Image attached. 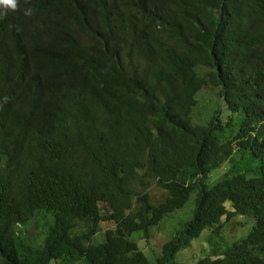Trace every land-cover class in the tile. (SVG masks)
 Listing matches in <instances>:
<instances>
[{"label": "trees", "instance_id": "1", "mask_svg": "<svg viewBox=\"0 0 264 264\" xmlns=\"http://www.w3.org/2000/svg\"><path fill=\"white\" fill-rule=\"evenodd\" d=\"M33 11L0 17V264H264V5L36 0ZM204 88L217 99L198 123ZM152 181L167 193L157 204ZM191 196L187 225L149 258L133 234ZM240 217L251 232L223 242L216 232ZM196 241L203 251L182 263Z\"/></svg>", "mask_w": 264, "mask_h": 264}, {"label": "rangeland", "instance_id": "2", "mask_svg": "<svg viewBox=\"0 0 264 264\" xmlns=\"http://www.w3.org/2000/svg\"><path fill=\"white\" fill-rule=\"evenodd\" d=\"M204 90H205L204 93L201 92L199 94L198 105L199 104L200 105L193 109V118L198 123L204 122L202 116H207V114H205L204 110L205 109H211L214 105V101L217 99L215 92L210 91L208 88H204ZM213 111H214V109H212L210 111L211 116L213 114ZM216 175H218V176L220 175V177H222L224 175L223 170H221L220 173L216 174ZM218 176H217V178H218ZM161 190L162 189L157 186L155 181H152L149 184L148 195H149V199H150L151 204H156L164 198L165 193L163 190L162 191ZM160 193H162V194H160ZM159 196L160 197L162 196V197L160 198ZM159 199H160V201H159ZM154 200H155V202H154ZM194 205H195V197L191 196L190 200L187 202L185 207L179 213H173V214L166 216L163 219V221H161V223L159 225L150 228L148 230V232H146V233L145 232L144 233L137 232V233L133 234L132 238L133 239L136 238V240L139 243H141L140 244L141 247L144 245L143 246V247H145L144 253L148 252L150 254L149 257L157 255V253L159 255L160 254L159 252L162 248V245L166 241L171 239L172 236L175 234V232L181 227V225L184 224L189 219L188 217H190L192 215L191 209L194 207ZM240 218H241V220H236V219L231 220L229 223L226 224L225 227H223L222 229H220L219 231L216 232V234L222 238L223 242L231 244L237 238H240V237L246 235L250 231V229H247V231H245L247 226H245L244 228H242L240 226V222H244V224H245V221H246L245 217H240ZM100 226L104 227L105 223L101 222ZM182 226H184V225H182ZM101 229H103V228H101ZM33 232H35V231H33ZM151 233H152V235H151ZM101 239H102V237H101V235H99L97 240H101ZM152 239L154 242L152 241ZM204 246L205 245L202 242H199V241L194 242L192 247H191V250H193V252L187 251L186 254L180 255L179 259L182 262L188 261L190 259V254L191 255L193 254V256H194L196 253L202 252ZM193 247H194V249H193Z\"/></svg>", "mask_w": 264, "mask_h": 264}, {"label": "bare ground", "instance_id": "3", "mask_svg": "<svg viewBox=\"0 0 264 264\" xmlns=\"http://www.w3.org/2000/svg\"><path fill=\"white\" fill-rule=\"evenodd\" d=\"M18 1H19V2H18L19 7H18V10H17V11L20 12V14H21V18L24 17V16H27V15H25V12H26V10H28V9H31V10H32V14L36 15L37 18H39L38 15H37L36 13H34V11H33V7H30V6H29V2H30V0H18ZM234 2H238V1H234ZM239 2H240V1H239ZM241 2H242V1H241ZM243 3H244V2H243ZM230 4H231V3H230ZM235 4H236V3H235ZM231 5H232V4H231ZM246 5H247V3H246ZM234 6H235V5H234ZM244 6H245V5H244ZM244 6H243V7H244ZM225 7H226V6H225ZM230 7H231V6H230ZM236 7H237V6H236ZM249 7H251V6H249ZM249 7H246V9L248 8V10H250ZM231 8H232V7H231ZM232 9H233V8H232ZM236 9H237V8H235V10H236ZM226 10H227V9H226ZM228 10H230L229 7H228ZM235 10H234V11H235ZM238 10H239V9H238ZM17 11H14V12H17ZM241 11H242V10H241ZM243 11H244V10H243ZM10 12H13V11H9V13H10ZM14 12H13V13H14ZM221 12H222V10H221ZM229 12H230V11H229ZM245 12H246V11H245ZM245 12H244V14H245ZM249 12H250V11H249ZM249 12H248V15H249ZM239 13H240V11H239ZM242 13H243V12H242ZM242 13H241V14H242ZM228 14H229V13H228ZM230 14H231V13H230ZM232 14H233V13H232ZM241 14H240V15H241ZM218 15H219V14H218ZM226 15H227V13H226ZM220 16H221V14H220ZM232 16H233V15H232ZM235 16H236V15H235ZM235 16H234V17H235ZM204 17H205V16H204ZM234 17H233V18H234ZM238 17H239V16H238ZM228 18H229V17H228ZM233 18H232V19H233ZM201 19H202V18H201ZM219 19H220V18H219ZM235 19H236V18H235ZM239 19H240V18H239ZM188 20H189V19H188ZM227 21H228V20H227ZM230 22H231V21H230ZM239 22H240V21H239ZM231 23H232V22H231ZM220 27H221V26H220ZM225 27H226V26H225ZM227 27H228V26H227ZM241 28H242V27H241ZM222 29H223V28H222ZM224 29H225V28H224ZM224 31H225V30H224ZM28 32H29V24H27V29H26V31L24 32V40H27V34H28ZM216 32H217V31H216ZM220 32H221V31H220ZM235 33H236V32H235ZM230 34H231V33H230ZM228 36H229V35H228ZM230 36H231V35H230ZM22 56H23V54H22ZM29 65H30V63H29ZM30 66H31V65H30ZM31 67H32V66H31ZM31 67H30V68H31ZM184 88H185V87H184ZM177 90H178V89H177ZM177 93H178V92H177ZM183 95H185V93H184ZM174 96H175V95H174ZM181 96H182V95H181ZM187 96H188V95H187ZM175 99H176V98H175ZM178 99H179V96H178ZM182 100H183V99H182ZM184 100H186V99H184ZM184 100H183L182 102H184ZM175 101L178 103L177 100H175ZM179 101H180V100H179ZM182 102H179V103L181 104ZM175 104H176V103H175ZM185 105H186V104H185ZM177 106L179 107L180 105H177ZM182 106H183V105H182ZM180 108H181V107H180ZM183 108H185V107H183ZM187 108H188V107H187ZM195 108H196V107H195ZM178 110H179V109H178ZM180 110H181V109H180ZM182 110H183V109H182ZM179 112H180L181 114L183 113V112H181V111H179ZM192 116H193V111H192ZM177 119H178V118H176V120H177ZM182 124H183V122H182ZM182 124H181V125H182ZM182 126H183V125H182ZM182 126H181V127H182ZM179 128H180V127H179ZM138 129H139V127H138ZM180 129H181V128H180ZM152 130H153V129H152ZM135 131H136V130H135ZM155 131H156V130H155ZM163 131H164V130H162V132H163ZM138 132H141V131H137V134H140V133H138ZM99 134H100V133H99ZM155 134H156V133H155ZM163 134H164V133H162V135H163ZM97 135H98V134H96V136H97ZM132 135H133V134H132ZM162 135H161V136H162ZM165 135H166V134H165ZM163 136H164V135H163ZM169 136H170V135H169ZM93 137H94V136H93ZM93 137H92V139H93ZM134 137H137V136H134ZM134 137L132 136V138H134ZM153 137H154V136H153ZM156 137H157V136H156ZM99 138H100V137H99ZM102 138H104V137H102ZM102 138H101V139H102ZM105 138H106V137H105ZM161 138H162V137H161ZM164 138H165V137H164ZM97 139H98V138H97ZM101 139H100V140H101ZM134 139H135V138H134ZM136 139H137V138H136ZM144 139H145V138H144ZM144 139H143V140H144ZM93 140H94V142H95L96 138H94ZM103 140H104V139H103ZM103 140H102V142H104ZM89 141H90V140H89ZM98 141H99V140H98ZM137 141H139V139H137ZM145 141H146V140H145ZM82 142H85V141H82ZM140 142H141V141H140ZM85 143H86V142H85ZM92 143H93V142H92ZM96 143H97V142H96ZM127 143H128V142H127ZM137 143H138V142H137ZM78 144H79V143H78ZM82 144L84 145V143H81L80 145L82 146ZM86 144H87V143H86ZM103 144H104V143H103ZM108 144H110V143H108ZM97 145H98V144H97ZM110 145H111V144H110ZM87 146H88V144H87ZM87 146H85V147H87ZM89 146L91 147V145H89ZM103 146H104V145H103ZM107 146H108V145H107ZM137 146H138V145H137ZM90 147H88V148H90ZM92 147H93V146H92ZM105 147H106V145H105ZM118 147H119V146H118ZM146 147H147V146H146ZM88 148H87V149H88ZM107 148H108V147H107ZM109 148H110V147H109ZM109 148H108V150H109ZM132 148H133V147H132ZM139 148H140V147H139ZM87 149H86V152H87ZM126 149H127V148H126ZM126 149H125V150H126ZM133 149H135V148H133ZM143 149H144V148H143ZM88 150L90 151V149H88ZM130 150H131V149H130ZM138 150H140V149H138ZM83 151H84V150H83ZM92 151H93V149H92ZM100 151H101V150H100ZM105 151H107V150H105ZM123 151H124V150H123ZM133 151H134V150H133ZM140 151H141V150H140ZM86 152H85V153H86ZM116 152H117V150H116ZM124 152H125V151H124ZM109 153H110V152H109ZM118 153H119V152H118ZM89 154H90V153H89ZM114 154H115V153H114ZM121 154H122V153H121ZM127 154H128V153H127ZM127 154H125V155L123 154L122 156H123V157H124V156H127ZM130 154H131V152H130ZM130 154H129V156L132 157ZM132 154H134V153H132ZM83 155H84V154H83ZM85 155H86V154H85ZM119 155H120V154H119ZM87 156H88V154H87ZM99 156H100V155H99ZM112 156H113V155H112ZM84 157H85V156H84ZM88 157H89V156H88ZM92 157H93V156H92ZM100 157H101V156H100ZM100 157H98V158H100ZM106 157H107V156H106ZM114 157H115V156H114ZM124 158H125V157H124ZM124 158H123V159H124ZM85 159H86V158H85ZM90 159H91V156H90ZM118 159H119V158H118ZM125 159H126V158H125ZM127 159H128V157H127ZM127 159H126V160H127ZM93 160H95V159H93ZM115 160H117V158H116ZM136 160H137V159H136ZM112 161H113V160H112ZM120 161H121V160H120ZM128 161H129V160H128ZM132 161H134V159H133ZM113 162H114V161H113ZM115 162H116V161H115ZM116 163H117V162H116ZM123 163H124V161H123ZM135 163H136V162H135ZM137 163H138V162H137ZM120 164H121V163H120ZM132 164H133V162H132ZM138 164H139V163H138ZM113 165L115 166L114 163H113ZM123 165H124V164H123ZM127 165H128V163H127ZM140 165H141V164H140ZM119 166H120V165H119ZM131 166H133V165H131ZM135 166H136V165H135ZM144 166H145V165H143V168H144ZM133 167H134V166H133ZM116 168H117V167H116ZM118 168L120 169V167H118ZM131 168H132V167H131ZM131 168H130V169H131ZM135 168H136V167H135ZM141 168H142V167H141ZM141 168H140V169H141ZM143 168H142V169H143ZM137 169H138V168H137ZM137 169H136V170H137ZM121 170L124 171V169H121ZM127 170H129V169H127ZM131 170H132V169H131ZM133 170H134V168H133ZM133 170H132V171H133ZM115 172H116V171H115ZM121 172H122V171H121ZM149 172H150V171H149ZM133 173H134V171H133ZM141 173H142V171H141ZM115 174H116V173H115ZM126 174H127V173L125 172V175H126ZM135 174H138V173H135ZM122 175H123V174H122ZM145 175H146V174H145ZM150 175H151V174H150ZM146 176H149V175H146ZM223 176H225V174H224ZM129 177H130V176H129ZM139 177H140V176H139ZM139 177H138V179H139V181H140V179H141L142 177H141V178H139ZM149 177H150V176H149ZM180 177H181V176H180ZM118 178H120V177H118ZM122 178H123V177H122ZM127 178H128V177H127ZM132 178H133V175H132ZM112 179H113V177H112ZM130 179H131V178H130ZM119 180H121V179H119ZM125 180H126V178H125ZM134 180H135V179H134ZM155 180H156V179H155ZM184 180H185V179H184ZM112 181H113V180H112ZM176 181H177V180H176ZM178 181H179V178H178ZM133 182H134V181H133ZM179 182H180V181H179ZM125 183H126V182H125ZM181 183H182V182H181ZM123 184H124V183H122L121 186H123ZM126 184H127V183H126ZM143 184H144V183H143ZM141 185H142V184H141ZM141 185H140V186H141ZM117 186H118V185H117ZM177 186H178V185H177ZM127 187H128V186H127ZM161 191H162V190H161ZM140 192H141V191H140ZM152 193H153V192H152ZM164 193H165V191H164ZM187 193H188V192H187ZM160 194H162V193H160ZM166 194H167V193H165V196H166ZM189 194H190V193H189ZM145 195H146V194H145ZM132 196H133V195H132ZM165 196H164V198H165ZM137 197H138V196H137ZM139 197H140V196H139ZM156 197H157V196H156ZM159 197H160V196H159ZM161 197H162V196H161ZM161 197H160V198H161ZM134 198H135V197H134ZM145 198H147V197L145 196ZM153 199H154V198H153ZM156 199H157V198H156ZM163 200H164V199H163ZM165 200H167V199H165ZM188 200H189V199H188ZM134 201H135V200H134ZM137 201H138V200H137ZM157 201H158V200H157ZM159 201H160V199H159ZM186 201H187V200H186ZM147 202H148V201H147ZM154 202H155V200H154ZM166 202H167V201H166ZM167 203H168V202H167ZM133 204H134V203H133ZM156 204H157V203H156ZM163 205H165V204H163ZM99 206H100V205H99ZM149 206H150V205H149ZM153 206H154V205H153ZM133 207H134V206H133ZM152 208H155V207H152ZM159 208H160V207H159ZM186 208H187V207H186ZM186 208H185V209H186ZM189 209H190V208H189ZM170 210H171V209H170ZM149 212H150V211H149ZM179 212H180V211H175V212H172V213H170V214H173V213H179ZM130 213H131V212H130ZM153 213H154V212H153ZM181 213H182V212H181ZM170 214H168V215H170ZM182 214H183V213H182ZM168 215H167V216H168ZM151 216H152V215H151ZM109 221H110V220H109ZM109 221H108V222H109ZM162 221H163V220H162ZM102 222L106 224L107 220H102ZM159 222H160V221H159ZM160 223H161V222H160ZM160 223H159V224H160ZM187 223H188V222H187ZM110 225H111V224H110ZM186 225H187V224H185L184 226H186ZM114 226H115V225H114ZM106 227H107V226H106ZM110 227H111V226H110ZM115 227H116V226H115ZM111 230H112V229H111ZM105 231H106V230H105ZM179 231H181V230H179ZM183 231H184V230H183ZM177 232H178V231H177ZM135 233H137V232H135ZM139 233H141V232L139 231ZM142 233H144V232H142ZM145 233H146V232H145ZM158 233H159V232H158ZM153 234H154V233H153ZM177 234H178V233H177ZM151 235H152V233H151ZM178 235H179V234H178ZM183 235L185 236V233H184ZM184 236H183V238L185 239V237H187V236H185V237H184ZM160 237H161V236H160ZM162 238H163V237H162ZM175 238H176V237H175ZM177 238H178V236H177ZM188 238H189V237H188ZM104 239H105V238H104ZM159 239H160V238H159ZM184 239H182V240H184ZM135 240H136V238H135ZM182 240H181V241H182ZM188 240H189V239H188ZM190 240H191V239H190ZM192 240H193V239H192ZM145 241H146V240H145ZM152 241H153V239H152ZM177 241H178V240H177ZM136 242H138V241L136 240ZM153 242H154V241H153ZM153 242H152V243H153ZM156 242H157V241H156ZM145 243H146V242H145ZM188 243H189V242H188ZM138 244H139V246L141 247V245H140L141 243L138 242ZM138 244H137V245H138ZM149 244H150V243H149ZM154 244H155V243H154ZM154 244H153V245H154ZM189 244H190V243H189ZM189 244H188V245H189ZM155 245H156V244H155ZM185 245H186V244H184V246H185ZM143 246H144V245H143ZM143 246H142L141 248L145 250V247H143ZM151 246H152V245H151ZM186 246H187V245H186ZM149 247H150V246H149ZM181 247H183V246H181ZM138 248H139V247H138ZM184 248H185V247H184ZM193 249H194V247H193ZM138 250H139V249H138ZM151 251H152V250H151ZM151 251H150V252H151ZM160 251H161V250H160ZM182 251H183V249H182ZM184 251H185V249H184ZM190 251L193 252V250H191V249H190ZM139 252H140V251H139ZM144 252H145V251H144ZM159 253H161V252H159ZM184 253H186V252H184ZM147 254H148V252H147ZM152 254H153V253H152ZM157 255H158V253H157ZM192 256H193V255H192ZM157 257H158V256H157ZM179 257H180V256H179ZM196 257H197V256H196ZM199 257H200V255H199ZM204 257H205V256H204ZM149 258H151V257H149ZM201 258H202V257H201ZM193 259H194V258H193ZM195 259H196V258H195ZM199 259H200V258H199ZM199 259H198V260H199ZM148 260H149V259H148ZM155 260H156V259H155ZM198 260H197V261H198ZM149 262H150V260H149ZM181 262H182V261H181ZM186 262H187V261H186ZM182 263H183V262H182ZM199 263H200V262H199ZM199 263H198V264H199ZM171 264H172V263H171ZM196 264H197V263H196Z\"/></svg>", "mask_w": 264, "mask_h": 264}, {"label": "clouds", "instance_id": "4", "mask_svg": "<svg viewBox=\"0 0 264 264\" xmlns=\"http://www.w3.org/2000/svg\"><path fill=\"white\" fill-rule=\"evenodd\" d=\"M36 0H31L29 2L30 7H34ZM253 5L257 8H261L264 5V0H253ZM18 0H0V17H5L9 13L8 11H17L18 10ZM32 10L28 9L25 12V15H31ZM116 20H119V17H116ZM13 36L23 35V27L18 22L12 33ZM4 128H7V124L3 123ZM251 232V231H250Z\"/></svg>", "mask_w": 264, "mask_h": 264}]
</instances>
